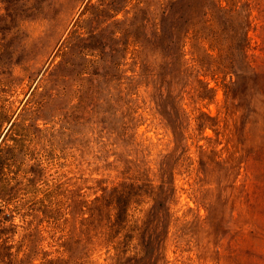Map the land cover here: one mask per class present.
<instances>
[{
  "label": "rangeland",
  "instance_id": "1",
  "mask_svg": "<svg viewBox=\"0 0 264 264\" xmlns=\"http://www.w3.org/2000/svg\"><path fill=\"white\" fill-rule=\"evenodd\" d=\"M78 24L85 37L101 34L108 64L125 63L120 69L137 79L124 80L121 88L132 85L125 101L112 83L110 104V92L96 90L95 102L75 110L82 118L74 143L24 142L39 150L44 170L34 187L17 170L33 159L6 175L24 205L13 211V247L0 252V264H264V0H0V104L21 109L36 84L43 90L47 67ZM52 87L60 92L63 82ZM78 103L74 96L62 106ZM37 105L30 96L26 107ZM129 106L133 128L123 135ZM62 113L45 106L39 126ZM140 172L167 185L131 193L125 210L111 201H42L63 174L90 200Z\"/></svg>",
  "mask_w": 264,
  "mask_h": 264
},
{
  "label": "trees",
  "instance_id": "2",
  "mask_svg": "<svg viewBox=\"0 0 264 264\" xmlns=\"http://www.w3.org/2000/svg\"><path fill=\"white\" fill-rule=\"evenodd\" d=\"M97 11L100 12L101 10L98 9ZM83 22L90 23L91 18L85 19ZM80 26L81 25L78 24V27L70 32V35L67 37L68 39L62 42L61 46L58 48V52L53 56L50 65L47 67V71L50 68L52 69L49 73V76L45 80L46 84L43 85L42 91L39 92V83L36 84L32 88L31 93L26 99L27 101H25L24 106L21 109H12V106L6 107L0 104V138L3 135V138L0 141V202H4L3 207L0 206V238L2 239L0 242V252L4 250L8 251L13 247L12 245H8V239L12 234L16 233L15 227L12 225V221L15 216V212L13 211H15L17 207L24 205V203H22L19 199L21 188L18 187L17 184H11V182L6 179L7 173H16V170H13V166H16V162L18 161L24 163L26 159L35 160V162L29 165V168L23 169L18 167L17 169L19 171H23L25 174H31L30 177H26L28 178V183L26 184L34 187L37 178L43 174L44 170V168L41 167L40 160L39 162H36L37 158H40L38 156L39 150H37L36 147L32 148L31 145H28L24 142L29 140L30 143H39L41 140H45L50 145L54 144L55 139L61 137L62 139L67 138V144L74 143L75 139L73 136L78 131V126L81 125L78 119L82 118V116L75 114V110L82 107L83 103L87 100H90V103L91 101L95 102L97 98L95 93L96 90L101 91L102 89H105L104 92H110L109 98L107 99V103L110 104L111 97L113 96L111 93L112 83H117V86L120 88L119 92L122 93V97L125 96L123 97L125 101L127 95L132 90V85L130 84V86L121 88V86L124 84V80L128 79L132 83L137 79L127 76L125 74L126 70L120 69V65H125V63H116L111 60L109 61L110 64H108L107 58L104 59L106 48L104 45L101 46L100 42H98V40L102 39L101 34L99 32L91 31L89 36L85 37L79 31ZM126 38L128 40V37ZM127 47L128 45L125 44L122 49L119 48V50L124 51L123 58H125L127 55ZM115 50V48L112 49V51ZM142 50H145L144 46H142ZM89 55L95 56L96 58L90 59L88 57ZM59 56L61 59L56 62V59ZM139 65H141V75H146V68L148 66L147 60L145 58L140 60ZM116 70L117 73L121 72V74H116L114 72ZM85 74H87V76ZM141 77L142 76H140V78ZM59 80L63 82L64 87L60 92L58 91L53 93L56 87L52 86L56 85ZM74 82L79 83L76 90H74L72 85ZM102 84H104V86H101ZM30 96L36 100V103H38L35 108L26 107L28 102H30ZM74 96L79 99L78 105H73L68 109L66 106H62L68 104L70 97ZM62 100L64 101L63 104ZM127 101L129 100L127 99ZM20 102L22 103V99ZM11 103H13V101ZM45 106L57 108L63 111L62 117L59 121H57L60 123V127L57 129V131H55L57 122H55L50 127L41 128L39 126L38 120L42 115H44ZM133 112L134 107L129 106L127 112L128 114L125 113L123 115V118L128 119L127 125L123 130V135H128V130L133 128L132 126L130 127V123L134 119ZM42 118L46 120V123L53 121L52 118H49L47 113L42 116ZM7 124H9V126L5 132L4 128ZM15 130H21L24 132L21 133L23 135L19 139L11 136V133ZM9 138L13 141L12 143L8 142ZM126 141L127 145H130L132 142L131 138H126ZM51 147L53 146L51 145ZM63 147L64 145L62 148ZM51 152L54 154L52 157H58V155H56L53 150H51ZM127 167H129V165H127L126 168ZM129 168L131 169V166ZM164 171L165 167L159 168V172L162 177L165 176ZM140 173L142 178L135 176L134 178L136 180L134 181H122L110 189L104 187L102 188L103 193L101 195L90 200L84 199L85 194L82 192L84 188L82 185H78L77 182L71 183V180H63L65 177V174H63V176L57 180L56 185L52 188V190L45 194V197L44 199L42 198V201L57 203L58 206L64 203L73 204L75 207H82L86 204H89L92 206V208H102L106 206L108 201H111L110 205L114 204L117 208L125 210L132 203L130 202L131 200L129 198L131 193L138 194L140 197L143 193V190H163L164 186L167 185L165 180H162L160 185L147 183L145 180H143V178L148 179V176H146L145 173ZM69 183L73 184L74 188L65 191L64 187ZM6 208L10 210L8 214L5 213ZM54 210L55 212L53 213L56 214L55 216L60 215L58 213L60 210ZM119 214L120 217L121 213L119 212ZM106 232L108 233V236H115L114 231H112L111 228H109ZM25 237L27 236L25 235ZM35 241L36 240H34V238L31 239V243H34ZM22 245L23 244L19 246V249L22 247ZM43 254H49L48 250L44 249ZM46 262L47 264L56 263L53 259L46 260Z\"/></svg>",
  "mask_w": 264,
  "mask_h": 264
}]
</instances>
